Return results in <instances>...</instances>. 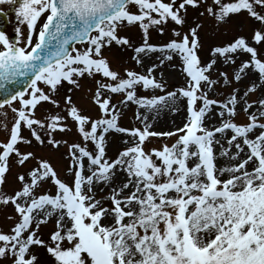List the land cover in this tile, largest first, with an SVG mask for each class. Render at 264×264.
<instances>
[{
    "label": "snow or ice",
    "instance_id": "6c2138e0",
    "mask_svg": "<svg viewBox=\"0 0 264 264\" xmlns=\"http://www.w3.org/2000/svg\"><path fill=\"white\" fill-rule=\"evenodd\" d=\"M5 3L0 264H264V0Z\"/></svg>",
    "mask_w": 264,
    "mask_h": 264
},
{
    "label": "rangeland",
    "instance_id": "374dc122",
    "mask_svg": "<svg viewBox=\"0 0 264 264\" xmlns=\"http://www.w3.org/2000/svg\"><path fill=\"white\" fill-rule=\"evenodd\" d=\"M18 5H10V4H2L0 5V9H3V11L5 13H8L9 18H10V23L11 25L9 27H7V35H15V26H16V17H15V12L12 10L14 7H16ZM26 28H25V34H26ZM207 31V30H206ZM133 36L135 37V31L133 30ZM209 36H211V33H208ZM153 39L154 40H164L167 39L166 36L160 37L158 36L156 33H153ZM207 38H206V44H207ZM116 54L117 56L121 57V64L123 66H129V64L124 63L125 61H128V57H129V53L127 52H122L120 49L118 48H114L112 50V53H107L106 55H109L110 58L112 57V54ZM116 66V65H114ZM165 78L167 80V83L169 85V88H173V87H178V86H182L184 81L182 76L180 75V73L178 71H174L171 69H166L165 70ZM85 83L87 84L88 87H91L92 84L89 81H85ZM74 99L78 102V104L85 108L90 114L95 115V109L92 107V105L90 104V102L88 101V96L86 93V90L84 92H77L74 96ZM131 110L128 111L127 117L124 118L123 123L124 124H128L129 120L131 119ZM184 116L183 113V109L181 110L180 113H174L171 111H166L165 113L161 114V118L155 123V127L157 130H169L172 129L175 126L178 125H182L183 120H181ZM9 118H11V113L9 114ZM175 119H179L181 121H174ZM240 120H244L245 116L243 113H241V115L239 116ZM4 138V134L2 132H0V139ZM174 139V138H173ZM171 143L172 140H164L163 138H153L151 143L148 145V147H159L162 143ZM115 147V146H114ZM9 214L12 213L11 208L6 210ZM13 224L12 220H8L6 218L5 215V211L4 210H0V228H3L5 231L8 230L9 226ZM48 228H51V225H48L47 228L44 229L45 233H47Z\"/></svg>",
    "mask_w": 264,
    "mask_h": 264
},
{
    "label": "water",
    "instance_id": "95a60500",
    "mask_svg": "<svg viewBox=\"0 0 264 264\" xmlns=\"http://www.w3.org/2000/svg\"><path fill=\"white\" fill-rule=\"evenodd\" d=\"M2 28H3V24L0 22V30H2ZM23 78H21L20 79V83L19 84H17V85H14V87H20V86H22L23 85Z\"/></svg>",
    "mask_w": 264,
    "mask_h": 264
},
{
    "label": "bare ground",
    "instance_id": "6f19581e",
    "mask_svg": "<svg viewBox=\"0 0 264 264\" xmlns=\"http://www.w3.org/2000/svg\"><path fill=\"white\" fill-rule=\"evenodd\" d=\"M181 120H183V118H182ZM181 120H179V119H175L174 121H181Z\"/></svg>",
    "mask_w": 264,
    "mask_h": 264
}]
</instances>
